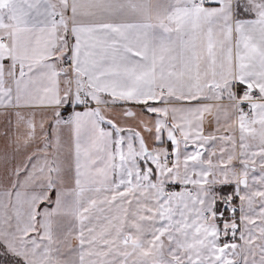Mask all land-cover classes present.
<instances>
[{"label":"snow or ice","instance_id":"6c2138e0","mask_svg":"<svg viewBox=\"0 0 264 264\" xmlns=\"http://www.w3.org/2000/svg\"><path fill=\"white\" fill-rule=\"evenodd\" d=\"M0 264H264V0H0Z\"/></svg>","mask_w":264,"mask_h":264}]
</instances>
